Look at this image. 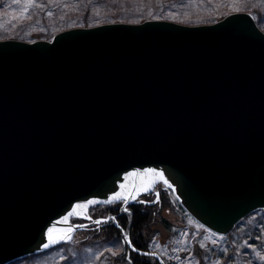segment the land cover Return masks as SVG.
Masks as SVG:
<instances>
[{
	"label": "water",
	"instance_id": "water-1",
	"mask_svg": "<svg viewBox=\"0 0 264 264\" xmlns=\"http://www.w3.org/2000/svg\"><path fill=\"white\" fill-rule=\"evenodd\" d=\"M160 184L219 235L264 210V31L250 12L0 39V264L110 220L167 264L114 215L89 214L132 213Z\"/></svg>",
	"mask_w": 264,
	"mask_h": 264
},
{
	"label": "rangeland",
	"instance_id": "rangeland-1",
	"mask_svg": "<svg viewBox=\"0 0 264 264\" xmlns=\"http://www.w3.org/2000/svg\"><path fill=\"white\" fill-rule=\"evenodd\" d=\"M244 1L226 0L225 10L220 15L241 11L242 7L238 4ZM255 2L263 12L262 19L257 20L255 11L248 12L260 22L264 30V0H255ZM158 8L162 9L156 3L147 7L152 12L159 11ZM164 8H178V6L167 5ZM195 8L197 3L194 0L187 3L189 11ZM206 8H204L206 13L213 10ZM84 10L81 0H0V39L14 38L26 41L51 39L54 34L66 28L87 27L106 22L100 11L89 13L87 22L83 19ZM188 23L193 24V22ZM171 196L174 203L172 210L178 218L177 223L173 225L171 237L166 243H162L156 236L151 243V249L161 254L167 262L170 264H264L263 212L257 210L249 214L250 216L244 218L232 232L219 235L196 221L181 206L172 191ZM95 206H91L89 211ZM82 232H76L65 244L9 264H97L104 251L117 255L122 250V240L97 244L82 243L86 242L80 241L84 237Z\"/></svg>",
	"mask_w": 264,
	"mask_h": 264
},
{
	"label": "trees",
	"instance_id": "trees-1",
	"mask_svg": "<svg viewBox=\"0 0 264 264\" xmlns=\"http://www.w3.org/2000/svg\"><path fill=\"white\" fill-rule=\"evenodd\" d=\"M190 1L192 0H81V4L85 8V14L83 15L84 20H88V14L92 11H100L101 16L106 19L104 23H138L148 19H165L183 24L198 25L216 22L232 13L220 15V13L225 10L226 0H194L195 3H197V8L192 11L187 9V3ZM152 3H156L162 9L160 10V8H158L159 11L157 12L148 10L147 7L151 6ZM167 5H177L178 8L163 9V7ZM238 5L242 7L241 11L248 12L253 10L257 13V20L262 19L263 12L256 5L255 0H245L242 4ZM204 8L207 10L213 8V10L206 13L204 12ZM188 22H193V24ZM257 24L261 28L259 21ZM157 192L159 193V198H157ZM141 199L148 202H152L153 200L156 201L153 204H130L128 207L132 210V213L122 210V203L118 202L110 206H95L94 209L92 208L89 211V214L94 218L113 214L121 227L129 234L132 244L137 249L153 251L151 249V243L154 237L156 236L162 243H166L171 237V229L173 225L177 223L178 218L172 210L174 203L171 191L164 189L163 185L160 184L156 187L154 192L142 196ZM258 211L264 213L263 210ZM249 216L250 215L246 218ZM72 221L78 222L79 220L73 218ZM82 233L84 237L80 241H86L82 243L93 242L97 244L110 242L112 240H122V250L120 253L113 255L112 252L104 251L97 264H160L154 257L142 256L130 250L124 241L123 232L115 226L113 221L102 224L101 226L87 228ZM160 256L167 264H170L161 254Z\"/></svg>",
	"mask_w": 264,
	"mask_h": 264
},
{
	"label": "snow or ice",
	"instance_id": "snow-or-ice-1",
	"mask_svg": "<svg viewBox=\"0 0 264 264\" xmlns=\"http://www.w3.org/2000/svg\"><path fill=\"white\" fill-rule=\"evenodd\" d=\"M145 191H147V189H145ZM156 195L158 196L159 194L157 193ZM113 199H122V197H120L119 194H118V195H117L116 197H114ZM110 202H111V201H105L104 203H110ZM77 207L79 208L80 206L77 205ZM125 211H127V209H125ZM112 219L114 220L115 218H112ZM96 223H100V221H96ZM128 243L131 244V241L129 240ZM45 247H47V245H45ZM133 250H135V249H133ZM145 254H147V253H145Z\"/></svg>",
	"mask_w": 264,
	"mask_h": 264
},
{
	"label": "flooded vegetation",
	"instance_id": "flooded-vegetation-1",
	"mask_svg": "<svg viewBox=\"0 0 264 264\" xmlns=\"http://www.w3.org/2000/svg\"><path fill=\"white\" fill-rule=\"evenodd\" d=\"M159 186V185H158ZM156 189V188H155ZM158 198V197H157ZM153 201H156V200H153ZM96 206H99V205H96ZM104 206H110V205H104ZM108 215H113V214H107V215H103V216H101V217H106V216H108ZM101 217H97V218H101ZM92 218H94V217H92ZM94 219H96V218H94ZM79 220V219H78ZM110 221H112V220H110ZM109 221V222H110ZM78 222H85V220H83V219H80ZM109 222H107V223H109ZM104 224H106V223H104ZM93 226H96V225H93ZM93 226H91V227H93ZM90 228V227H89ZM84 231V230H83ZM79 232H82V231H79ZM142 256H146V255H142ZM156 259V258H155Z\"/></svg>",
	"mask_w": 264,
	"mask_h": 264
}]
</instances>
